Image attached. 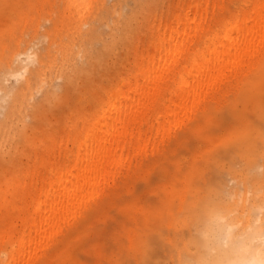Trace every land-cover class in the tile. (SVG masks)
<instances>
[{"label":"rangeland","instance_id":"obj_1","mask_svg":"<svg viewBox=\"0 0 264 264\" xmlns=\"http://www.w3.org/2000/svg\"><path fill=\"white\" fill-rule=\"evenodd\" d=\"M73 1L0 0V98L14 89L0 100V264L30 224L37 171L59 163L48 153L71 147L82 120L112 89L134 86L150 22L172 14L177 0ZM246 1H201L207 36L194 39L180 67L225 29L224 19L244 13ZM26 65V78L9 76ZM218 86L153 148L137 152L130 143L123 166L26 264H214L218 216L243 218L242 204L244 218L264 215L253 207H264V50ZM253 150L250 162L243 154Z\"/></svg>","mask_w":264,"mask_h":264},{"label":"bare ground","instance_id":"obj_2","mask_svg":"<svg viewBox=\"0 0 264 264\" xmlns=\"http://www.w3.org/2000/svg\"><path fill=\"white\" fill-rule=\"evenodd\" d=\"M201 1L190 7V0H177L172 14L156 15L148 29L150 41L139 55L141 62L133 75L134 86L124 91L112 89L102 102H96L95 113L82 120V128L72 146L64 144L59 156L48 153L53 158L56 156L59 163L47 171L45 167L37 171L38 193L30 224L19 237V249L12 251L6 264H26L32 252L62 223L72 219L123 166L124 153L130 143L137 152L148 145L153 148L157 138L163 140L180 125L183 114L196 105L202 95L219 90V84L237 78L254 64L264 50V0L254 3L247 0L246 11L237 12L235 19H224L225 29L208 36L202 48L194 49L189 64L180 67L194 39L198 37L200 41L207 36L201 28ZM79 8L85 9L83 5ZM206 28L209 30L208 26ZM34 59V53L26 56L27 62ZM27 72L26 65L9 76L24 79ZM174 79V87L156 108L155 102ZM13 90L6 96L12 95ZM6 96L0 98L1 102ZM144 123L148 124V134ZM243 155L251 162L258 153L253 150ZM261 202L264 203V192ZM253 207L259 211L264 208L256 204ZM246 211L249 214V209L242 204L243 218L233 221L217 217V236L211 242L216 252L214 264H264V215L258 213L254 218L250 215L244 218ZM190 212L193 215L192 210ZM36 240L39 245L34 246Z\"/></svg>","mask_w":264,"mask_h":264}]
</instances>
